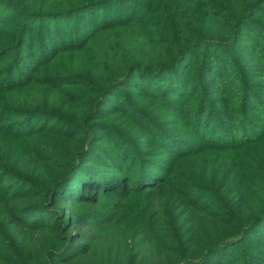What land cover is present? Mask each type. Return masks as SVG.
<instances>
[{
  "label": "trees",
  "instance_id": "1",
  "mask_svg": "<svg viewBox=\"0 0 264 264\" xmlns=\"http://www.w3.org/2000/svg\"><path fill=\"white\" fill-rule=\"evenodd\" d=\"M255 234L264 0H0V264H216Z\"/></svg>",
  "mask_w": 264,
  "mask_h": 264
},
{
  "label": "rangeland",
  "instance_id": "2",
  "mask_svg": "<svg viewBox=\"0 0 264 264\" xmlns=\"http://www.w3.org/2000/svg\"><path fill=\"white\" fill-rule=\"evenodd\" d=\"M197 56H194L193 54L190 55L189 60L190 61H195L197 60ZM227 71H232L231 67H228ZM226 71V73H227ZM228 74V73H227ZM192 92V93H191ZM200 95L199 93L195 94L193 91L188 90L187 92V98L189 97H196ZM166 97H168L169 99H174L171 95H167ZM186 99V98H185ZM177 101H179L181 103L182 106L187 105L186 100L184 99H180L177 98ZM133 105H138V102H133ZM258 241H259V237L258 234H255L250 240L249 242L247 241L246 243L242 244H238L233 246V248H230L228 250V252L220 257H218L216 259V264H225V263H230V264H241V257H242V253H250V252H254L256 253L259 257L264 258V247L263 248H258ZM249 262V260H248Z\"/></svg>",
  "mask_w": 264,
  "mask_h": 264
}]
</instances>
